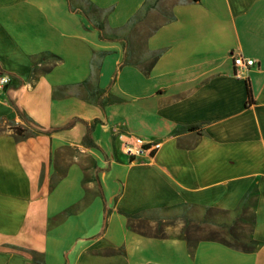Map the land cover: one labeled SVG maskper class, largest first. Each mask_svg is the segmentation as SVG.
Segmentation results:
<instances>
[{
    "label": "crops",
    "instance_id": "1",
    "mask_svg": "<svg viewBox=\"0 0 264 264\" xmlns=\"http://www.w3.org/2000/svg\"><path fill=\"white\" fill-rule=\"evenodd\" d=\"M68 1L0 0V264H264V0ZM11 103L59 129L16 139ZM243 209L254 250L187 248L184 219Z\"/></svg>",
    "mask_w": 264,
    "mask_h": 264
},
{
    "label": "trees",
    "instance_id": "2",
    "mask_svg": "<svg viewBox=\"0 0 264 264\" xmlns=\"http://www.w3.org/2000/svg\"><path fill=\"white\" fill-rule=\"evenodd\" d=\"M67 5H68V9L69 11H73L74 9L70 6L69 1L67 0ZM90 5V4H89ZM153 7V2L150 0L145 1V3L143 4V9L146 11L150 8ZM136 18V16H135ZM135 18L132 17L131 18V24H133V22L135 21ZM93 26L100 32L101 28L98 24H93ZM99 36L102 38V35L99 34ZM158 53H153L151 54V56L149 57L147 64L145 66L144 69L149 68V66L151 65V63L154 61V59L157 57ZM48 60L51 59V61H57L59 60V58L51 53H41L36 59L31 60L32 61V71L33 74L36 73V69H37V61L40 60ZM126 60V58H125ZM124 62V60H122ZM127 61V60H126ZM46 68H43L42 71H44ZM41 71V72H42ZM245 88H246V100L244 105L247 106L252 102V97H251V91H250V87L247 81H245ZM116 101L117 99H113V101ZM11 105L13 106V108L15 109V112L17 114V116L24 121V125H20V124H15V123H7V128H10L12 130V132L15 134V138L20 140L23 139L27 136L33 135V134H37V133H49L52 132L58 128H49L46 130L40 129L39 127H37L32 121H30L21 111H19L16 107H14V104L11 103ZM97 120L94 119L91 124H89L86 127V132L84 134V136L82 137V142L86 143L88 145H93V143L90 141V130L92 127V124H94ZM70 124V123H69ZM1 129V128H0ZM101 196V200H102V204H103V217H102V225H101V229L104 228L105 226V220H106V216L108 214V209L106 207V204L104 202V199ZM223 212V211H222ZM208 213V212H207ZM244 209L237 214L236 217H229L226 220H221L223 223H221L219 225L220 228V232L217 233V237H202V238H195L192 235H190V228H194L195 226H198V224L200 223H205L208 219L207 217L199 220V221H192L189 219H184V224H183V228H182V238L185 240L187 248L189 250H192L193 246L195 245V243L199 240L202 239H209V240H216L230 248H233L235 250H239V251H252L256 248V246L258 245V243L256 241H254L250 236L249 233L247 235H244V233L240 230V226L242 224V222H246L247 218L244 217ZM135 215H133L134 217ZM230 216V215H228ZM249 220V219H248ZM194 222V223H193ZM241 222V223H238ZM253 223L252 218L250 219V226ZM195 224V225H193ZM187 228V234H185V229ZM64 264H66V261L64 262Z\"/></svg>",
    "mask_w": 264,
    "mask_h": 264
},
{
    "label": "built area",
    "instance_id": "3",
    "mask_svg": "<svg viewBox=\"0 0 264 264\" xmlns=\"http://www.w3.org/2000/svg\"><path fill=\"white\" fill-rule=\"evenodd\" d=\"M232 64L234 67L233 74L235 76H240L242 75V72L244 70H246L248 67H251L254 64V60L249 57L234 55L232 56ZM8 80H9L8 75L0 71V86L6 84ZM158 146H159L158 142H148L144 144L141 142H135V143L126 142L123 144L122 150L126 154L138 156L152 149H156Z\"/></svg>",
    "mask_w": 264,
    "mask_h": 264
},
{
    "label": "rangeland",
    "instance_id": "4",
    "mask_svg": "<svg viewBox=\"0 0 264 264\" xmlns=\"http://www.w3.org/2000/svg\"><path fill=\"white\" fill-rule=\"evenodd\" d=\"M135 51H133V61L135 60L134 56ZM238 213L228 216L227 213L217 210L208 211L206 214L207 221L205 223H200L194 228H190V235L195 238H206V237H217V233L220 232L219 225L223 223L221 220H226L229 217H236ZM194 223V222H193ZM241 223V222H238ZM250 221L247 219L246 222H242L240 230L247 235L250 228ZM195 225V224H193ZM185 234H187V228L185 229Z\"/></svg>",
    "mask_w": 264,
    "mask_h": 264
}]
</instances>
